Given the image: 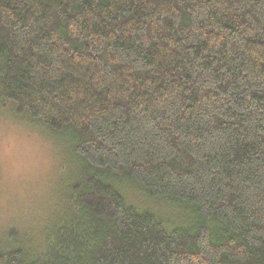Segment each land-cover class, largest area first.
Returning a JSON list of instances; mask_svg holds the SVG:
<instances>
[{
	"label": "trees",
	"instance_id": "16d2710c",
	"mask_svg": "<svg viewBox=\"0 0 264 264\" xmlns=\"http://www.w3.org/2000/svg\"><path fill=\"white\" fill-rule=\"evenodd\" d=\"M0 103L78 159L0 264H264V0H0Z\"/></svg>",
	"mask_w": 264,
	"mask_h": 264
},
{
	"label": "rangeland",
	"instance_id": "374dc122",
	"mask_svg": "<svg viewBox=\"0 0 264 264\" xmlns=\"http://www.w3.org/2000/svg\"><path fill=\"white\" fill-rule=\"evenodd\" d=\"M68 142L60 133L25 121L11 104L0 103V246L14 244L8 236L15 231L26 253H37L36 241L45 232L43 227L51 225L48 219L53 222L59 214L62 197L66 195L69 203L65 188L74 178L78 159L70 153ZM111 184L132 206L164 211L168 217L161 218L166 223L167 219L183 221L182 204L149 198L142 187L124 176H115Z\"/></svg>",
	"mask_w": 264,
	"mask_h": 264
}]
</instances>
